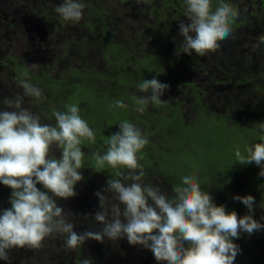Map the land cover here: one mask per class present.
<instances>
[{
    "label": "clouds",
    "instance_id": "1",
    "mask_svg": "<svg viewBox=\"0 0 264 264\" xmlns=\"http://www.w3.org/2000/svg\"><path fill=\"white\" fill-rule=\"evenodd\" d=\"M84 9L82 0H62L55 12L64 21L78 23ZM238 16L239 12L225 0H217L214 10L212 0H184L187 19L179 22L183 52L203 56L217 51L219 42L232 35V24ZM260 45H264V35L253 47ZM16 83L23 93L0 110V183L12 189L11 207L0 213V260L9 261L14 248L39 249L46 238L56 236L63 237L66 250H75L89 239L103 242L105 237L111 241L126 237L130 245L149 249L156 261L165 264H234L241 249L233 238H239L241 232L251 235L264 229V224L251 215L255 202L252 195L233 197L248 209L249 214L238 217L234 210L228 212L223 204H215L193 176L181 177L171 197L158 186L143 183L145 173L137 153L149 141L140 128L124 120L119 130L104 140L106 151L92 156L96 171L107 165L125 168L127 175L117 171L116 176L121 178H109L106 187L95 193L101 210L93 218L101 225L100 230L78 233L57 199L76 195L75 185L83 179L82 140L94 144V131L82 119L76 104L66 105L63 111L53 106L55 125L42 123L39 114L23 106L25 98L42 102V89L27 73L21 74ZM169 87L156 78L144 79L137 89L146 95L133 97L134 110L143 113L146 105L163 103L161 97ZM110 107L127 105L117 100ZM258 136L260 142L246 146V154L237 147L235 156L240 164L259 166V175L264 177V122L258 125ZM54 149L62 153L59 159L50 156ZM109 193L115 201L110 204ZM79 264L92 262L83 258Z\"/></svg>",
    "mask_w": 264,
    "mask_h": 264
},
{
    "label": "rangeland",
    "instance_id": "2",
    "mask_svg": "<svg viewBox=\"0 0 264 264\" xmlns=\"http://www.w3.org/2000/svg\"><path fill=\"white\" fill-rule=\"evenodd\" d=\"M174 1V0H171ZM214 1V0H212ZM242 1V0H241ZM62 2V0H14L12 9L18 10L19 8L23 9L26 12V15L24 18H28L31 20V22L35 23L36 26V40L34 42L26 41L24 43H9L8 51L16 56H12L13 58L18 61V63L21 64V66L25 67V70L23 72H20L18 70H14L15 67L13 66V69H8L9 65H11V61L6 58V62L4 64H0V110H4L8 107L7 101L8 100H14L17 94H22L23 89L19 87L16 83L17 78L23 74L27 73L28 76L31 79V82L35 84L37 87L42 88L44 77L37 73V71L41 68L47 69L49 67V70L51 72L49 73L50 77H53L55 79H59L62 76H65L64 70H68L69 64L67 61L72 62L73 64L79 63V56H84L85 50L82 52V54H79V51H76V54L73 55V53L69 52L68 45L71 41L69 39V34L71 32L72 26L76 25V27L80 29H88V24L95 22L99 17L100 22L96 25L97 29H100L102 26L104 27V24L108 25L107 31L110 32V35L107 34L106 38L114 37V33L118 34L119 40H122L126 46L135 49L137 47V44L140 42H145L144 48H146V52L153 53L155 57V61L152 65V59L149 57H144L142 59H138L139 65L144 69H151L155 72H158L161 68V65L164 60V56H167L168 53H172L174 48L177 47L179 44L178 39L182 40V37L179 36V31H176V34L173 39L169 40L165 37V31L163 30H156L154 31V42L152 43V30L151 26L153 24L151 23H145L146 19H139V12H142L146 10L145 5H149L150 7V14L154 17V20L157 21L156 23L159 24L158 26L162 25H168L166 23L161 24L164 17L161 18L159 15H156L153 13V8L155 5H159L161 0H151L150 2L142 1L140 6L136 4H124L121 3L120 0H82V2L85 4V9L83 11L82 19L78 22H69L64 21L56 12L55 8ZM217 3V0H215ZM89 4H92L89 6ZM30 5H33L36 9L35 12H30ZM242 6L241 8H243ZM259 7H256L258 10L260 16V22L264 23V10H259ZM95 9H97V12H92ZM106 10L107 13H103L102 11ZM239 12L238 18L245 17L249 14V12L239 9H236ZM101 11V12H99ZM247 17H254L248 15ZM171 21H173V16L170 18ZM180 21L179 20L177 24ZM234 22V21H233ZM34 25V24H33ZM146 28V30L144 29ZM260 31V30H259ZM242 32H246L247 35H249L250 32L245 31L242 29ZM253 32L252 38L255 40L246 39L244 42V46L241 48L234 49V46L231 44L226 43V46L222 44L223 46L219 47V49L216 51L218 56L223 54H229L231 53H237L238 51H241L244 49V51L247 53L244 55V57H247L249 59H252L254 65L253 71V82L257 85L264 86V55L260 54V56H255L256 54L253 53V51H257L258 49H261L262 52H264V45H260L259 47H253L257 43V40L259 36L264 35V24H263V30L260 31L258 34L252 30ZM80 33V32H79ZM71 35V34H70ZM81 36V35H80ZM164 38V39H163ZM81 39H87L89 41L87 45V56H92V54L97 53L98 46L100 45L101 37L87 33L81 36ZM80 39V40H81ZM112 44L119 45L116 39L112 40ZM167 47V48H166ZM148 49L150 51H148ZM251 50V51H249ZM230 51V52H229ZM244 52V53H245ZM112 49L111 47H107V50L105 52L106 56H111ZM127 51L125 52V54ZM181 56L177 59V63H181L186 56H184L182 53H179ZM196 55V53L194 52ZM241 54V53H237ZM208 55V54H207ZM214 54H209V56H201L204 65L208 67H212L214 60L213 56ZM248 55V56H247ZM56 56V60H58V63L54 62V57ZM126 56V55H125ZM116 59L120 61V63H126L123 58L120 56H113ZM243 56H231V60L227 65L229 66V74H223L221 71V75L217 76L218 83L222 84L223 82H226L228 84V81L231 80L232 85L231 88H234L236 90H232L234 93H239L238 89L239 87H242L244 89L245 98H249L247 102H251V99H253L254 91L250 90L248 88V85H240L239 82L242 81V76H238L243 71V60L241 61V58ZM128 59L131 58V56H127ZM229 59V56H227L226 60ZM228 61V60H227ZM32 64H36L37 67L33 68ZM5 65V66H4ZM152 65V66H151ZM228 69V68H227ZM65 71V72H66ZM177 73H179V70H177ZM235 76H231V74H234ZM74 75H78L77 72H74ZM229 75V77H228ZM37 76V77H35ZM255 76V77H254ZM119 77V76H116ZM103 79V77H100ZM260 78V80L258 79ZM259 81H258V80ZM49 81V80H48ZM125 84L127 85V81H125ZM72 86V92L70 94V101L72 104H80L81 102H87L89 105L92 106V109H97V113H100L103 115L104 112H106V101L109 96H112L114 94L113 91L107 90L105 93H103V96H100L99 93L94 92L93 88L87 83V81H84L83 83L79 84L78 86H74L71 81L64 80V84H62L61 87L58 86H52L54 91L56 92H65L67 87ZM44 87V86H43ZM217 88V87H216ZM228 86H222V89H227ZM217 91H220L221 89H217ZM45 97L48 98V100H51V103L54 105H57L59 109L65 110V103L62 101V97L58 99V96H54L53 99H51L48 91L44 89ZM211 95V96H210ZM213 95V96H212ZM220 98V99H219ZM110 99V98H109ZM208 99L211 100V105L213 108L221 110V100L222 98L218 96L217 94L210 91L207 95V102ZM261 99V94L257 96V102H259ZM24 107H28L32 112L37 113L35 111L38 110L36 108V103L32 99L25 98ZM12 110V109H8ZM122 115H127L128 117H131L132 111H129L126 108H121ZM38 114V113H37ZM200 113L198 111H191L192 118H196ZM40 115V114H39ZM41 117V116H40ZM204 122L205 125H208L211 123V128L215 126L216 121L209 119H206V116H204ZM174 119H170V123L173 124ZM41 122L46 123V120L41 117ZM140 125L142 124V121H137ZM244 126H248L251 128L250 132H247L248 135H251L249 139H246L244 134L238 133L239 128L233 127L229 130L228 134L233 135L232 137L235 138V147H246L253 143V138L255 137V132H258V119H252L244 120L242 122ZM136 125V124H135ZM155 125V124H154ZM141 127V126H137ZM119 130V127L116 128ZM171 131H173L171 129ZM171 135H167L164 137L165 146H169V149L166 151H163V154L167 156H171L172 153L178 149V146L182 143L179 135L176 132L170 133ZM246 135V136H248ZM107 137L105 136V139ZM173 147V148H172ZM95 148L94 144H89L88 140H82L81 149L87 154L89 149L93 150ZM235 151L232 150V154L235 156ZM100 152V151H98ZM60 151L58 149H54L50 152V156L54 155L55 157L57 154H59ZM61 154V153H60ZM140 157L142 154L139 152L137 153ZM60 156V155H59ZM85 157V156H84ZM94 166V159L93 156L87 157L86 161H84V167L85 166ZM83 167V168H84ZM258 169H260L259 166H255ZM83 168L80 169V172H84ZM249 169V168H248ZM91 171V168L88 169ZM97 172V171H96ZM102 172L107 174L105 178H103L100 175H95L92 181V187L91 190L87 192L86 195V187L82 185L83 182L79 181L76 184V188H78L80 185L84 189V197H82V204L85 205L86 201H91L93 203H97L99 198L97 199V196L95 193L98 191H102L104 187H106V181L109 178L112 179H118L117 176L114 177V169L105 165V168L102 169ZM128 172V171H127ZM248 172L246 171V174ZM116 175V173H115ZM155 179L158 180L159 177L155 176ZM88 179L85 180L87 182ZM242 181H246V178L242 179ZM40 184L37 185V187ZM75 188V189H76ZM165 194H169V191L171 188H165ZM163 190V191H164ZM264 196V189L261 191V197ZM115 201H112V199H109V204L113 203ZM99 207V203H98ZM100 211V207L98 208ZM72 214L68 216V219L72 221ZM75 225L74 230L78 233L80 232L77 230L76 225L78 222L75 220L72 221ZM101 228V225L98 226L96 231H99ZM253 235V234H252ZM91 243H88L85 245V247L77 248L75 250H66L62 247L63 244V237L56 236L55 238H46L44 240L45 244V250H41V254L38 258H29L24 259L21 258L18 261L12 257V264H79V261L83 258H90L92 264H140L142 262V258L132 256V259H128L127 257V251L129 254L133 253V249L142 248L145 255L148 257L146 259V264H153L151 263L152 260L156 261L154 258L153 253L147 249L143 248L141 245H130L127 241L126 237L120 238L116 241H111L105 237L103 242L96 241L91 239ZM21 248H18L16 252H13L15 254L19 253ZM114 255V256H113ZM137 255V254H136ZM10 261V262H11ZM129 262V263H128ZM159 262L156 261V264ZM11 264V263H7Z\"/></svg>",
    "mask_w": 264,
    "mask_h": 264
},
{
    "label": "flooded vegetation",
    "instance_id": "3",
    "mask_svg": "<svg viewBox=\"0 0 264 264\" xmlns=\"http://www.w3.org/2000/svg\"><path fill=\"white\" fill-rule=\"evenodd\" d=\"M150 2L151 0H120L121 3L124 4H136L140 6L141 2ZM226 3L231 4V6L236 10L237 8L245 10L249 12L248 15L254 17H241L236 18L232 24V35L223 41H220L219 43H222L226 46L225 42H228V44H231L234 46V49L241 48L244 46V42L246 39L255 40L252 38L254 30L257 34L263 30V24L260 22V16L258 10L256 7H259V10H264V0H225ZM215 0L212 1V8L213 10L216 7ZM92 4H89L91 6ZM244 6L243 8H241ZM146 10L139 12V19H146L144 21L145 23H151L153 24L151 26L152 30V43L154 40V31L156 30H163L165 31V37L169 40L173 39L176 31H179V23L177 22L179 20L186 21V17H184V0H161L159 5H155L153 8V13L156 15H159L161 18L164 17L161 24L166 23L168 25H162L158 26L154 20V17L150 14V7L149 5H145ZM30 12H35L36 9L33 5H30L29 7ZM92 12H97V9H95ZM101 12V11H99ZM103 13H107L106 10L102 11ZM173 16V21H171V17ZM99 17L95 22H92L88 24V29H78L76 25L72 26L71 32L69 34V39L71 40L68 45L69 52L73 53V55L76 54V51H79V54L81 55L82 52L85 50L84 56H79V63L73 64L72 62H68L69 68L68 70H64L65 76L60 77L59 79H55L53 77H50L49 73L51 70H49V67L47 69L41 68L37 71L38 74L42 75L43 77H47L50 81V83H53L58 80L64 81V78L69 79V81L72 82L74 86H78L79 84L83 83L84 81H87V83L93 88L94 92L99 93L100 96H103V93L107 90H111L114 92L112 96H109L106 101V112L101 115L100 113H97V109H92V106L89 105L87 102H81L77 106L80 109V115L81 117L86 121L90 128L93 129L94 134L95 132L97 134L102 133L103 139L96 140L94 152L100 151L101 154H103L106 151V146L104 144L105 136L108 137L111 134L117 132L116 129L119 127V123L121 121L127 120L133 124H136V126L141 129L142 133L146 136L148 139V144L140 151L142 156L139 157L138 162L143 165V169L146 170L148 167H153L157 164H160L162 159L163 151L168 150V147L165 146L162 139H160L158 135V131L156 130V124L155 121L158 119V116L162 113V116L165 114L166 116L170 118H174L175 114H177L178 119L182 118L183 120H193L191 116V107H193L192 104H189L190 101L193 99V97L190 95V89L194 91L195 87L197 91L200 94V97L202 98V102L204 105H206L211 111L217 112L220 115L231 118L235 117L239 121L241 120H249L257 119L259 123L264 122V90L263 91H254L253 99H251V102H247L249 98H245V90L242 89L239 91L236 97L237 99H240L241 102L240 106L238 108L232 107V105L228 104V99L225 100V103L222 102V100L226 97V95L229 92H232L230 90L231 85L226 84V82H223L222 84L218 83L217 76L223 74H227L229 70V66L227 63L230 62L231 56H243L241 60L249 59L247 57H244L247 53L243 50L238 51L241 54L237 53H230L229 54H223L219 55L217 52H208L206 53V56H209V54H214V58L216 57L217 60L213 62L212 67H208L204 65V62L200 55L194 54V51L192 55H188L183 52L182 48V40L180 38L178 39L179 44L177 47L174 48L173 52L167 55L169 56V59L167 60V64H163L158 72H155L151 69H144L139 65L138 59H142L144 57H149L152 59V65L155 61L154 54L151 52H146L145 42H140L137 44V47L135 49H132L128 46H126L122 40H119L118 34H113L114 37L106 38L107 34L110 35V32L107 31L108 25L104 24V27L102 26L100 29L96 28V25L100 22ZM34 24V25H33ZM28 25V30L24 34V36H28V38L25 41L21 40V37L23 35V32L18 34L15 38V43H24L26 41L34 42L36 40V24L31 22L26 23ZM146 30V28H144ZM242 29H244L247 32H250L249 35H247L246 32H242ZM260 30V31H259ZM80 32V33H79ZM87 33H91L97 36H100L102 39L100 41V45L98 46L97 53L92 54V56H87V45L89 41L87 39H81V36ZM71 34V35H70ZM81 35V36H80ZM81 39V40H80ZM116 39L119 45L112 44V40ZM164 39V38H163ZM220 45L221 47L223 45ZM111 47L112 53L111 56H106L105 52L107 50V47ZM127 53L125 54V52ZM148 51H150L148 49ZM251 51V50H249ZM245 52V53H244ZM179 53H182L186 58L181 62L177 63V59L181 56ZM255 53V56H260V54L264 55V52H262L261 49H258L257 51H253ZM208 54V55H207ZM126 55V56H125ZM113 56H120L123 58V60L126 63H120L118 59H116ZM127 56H131L130 59L127 58ZM204 56V55H203ZM227 56H229V59L226 60ZM248 56V55H247ZM7 56H0V59L2 60L1 64H4L3 62H6ZM252 60V59H251ZM54 62L58 63V60H56V56L54 57ZM59 64V63H58ZM60 65V64H59ZM151 65V66H152ZM228 68V69H227ZM177 70H179V73H177ZM66 71V72H65ZM222 73H221V72ZM74 72H77L78 75H74ZM119 76V77H116ZM44 77V78H45ZM100 77H103L100 78ZM156 78L162 83L168 84L170 87L168 90H166L161 97L162 100H164L163 103L156 105V104H148L145 106V110L143 113H140L138 111H135V102L133 100L134 96L140 97L143 95H146L145 93H141L137 89V85L141 83L144 79H152ZM260 80V78H259ZM258 80V81H259ZM125 81H127V85L125 84ZM227 85V89H222V86ZM263 89L264 86L260 85ZM51 87V88H49ZM217 87V88H216ZM43 90V96L46 100L44 89H46L50 95V91L52 89V86L44 85L42 86ZM217 89H221L220 91H217ZM212 91L213 93L217 94L222 98L221 100V110L215 109L211 105V100L208 99L209 102H207V95ZM53 96H59L58 92L54 91L52 89ZM261 93V99L259 102H257V95ZM211 96V95H210ZM213 96V95H212ZM110 98V99H109ZM58 99H60L58 97ZM220 99V98H219ZM122 101L127 105L126 109L129 111H132L131 117H128L127 115H122L121 108L119 107H110L114 104L115 101ZM44 104V102L42 101ZM165 103H170L169 109L164 108ZM159 106V111H155L156 107ZM181 110V112L179 111ZM176 110H178L176 112ZM38 114L39 111H38ZM181 115V116H180ZM92 121H88V117ZM161 116V117H162ZM185 116V117H184ZM41 117L46 120V123L55 125L56 121L52 118H49L48 116L41 114ZM142 121L143 125H140L137 123V121ZM104 124L105 126H98L99 124ZM97 125L96 126H94ZM155 124V125H154ZM259 125V124H258ZM248 129L251 130L250 127L246 126ZM256 138V139H255ZM87 141V140H85ZM260 142L259 136L256 135L253 138V142ZM89 144H93L92 142L88 141ZM82 150V149H81ZM83 151V150H82ZM89 149L88 153H85V157H91L92 153ZM61 153V152H60ZM57 154L56 158L59 159L61 154ZM60 155V156H59ZM91 168V171L88 169ZM84 172H81V174L84 176H87V183L89 186L92 185L93 178L95 175H100L103 178L108 176L107 174L102 175L100 172H93V168L90 166H85L83 168ZM89 174H92V176L89 177ZM159 179H162V176H157ZM155 178V177H154ZM42 186L39 185L38 188ZM13 252H16L18 248L12 249ZM19 253L15 254L13 253L12 256L16 261H18L21 258L29 259L31 253L34 254L32 258H38L40 257L41 250L35 252L29 251L28 247H24L20 249Z\"/></svg>",
    "mask_w": 264,
    "mask_h": 264
},
{
    "label": "trees",
    "instance_id": "4",
    "mask_svg": "<svg viewBox=\"0 0 264 264\" xmlns=\"http://www.w3.org/2000/svg\"><path fill=\"white\" fill-rule=\"evenodd\" d=\"M13 2L14 0H0V56H7L6 58L11 61V65H9L8 69L12 70V65H14V70L23 72L25 67H22L15 57H12L16 55H13L8 51V46L9 43H14L16 36L22 32L23 35L21 40L25 41L28 38V36H24V34L28 30V25H26V23L29 22V19L24 18L26 12L23 9H12ZM168 59L169 56H164L162 65L164 63L167 64ZM242 62L243 71L238 76H242L244 78H242V81H240L239 84L248 85V88L251 91H263L264 88L262 89L261 86L253 82V61L251 59L245 58ZM1 63L2 60L0 59V64ZM231 76H235V73L231 74ZM64 79L66 80L67 78ZM48 80L49 79L47 77L44 78L42 83L43 86L47 85L61 87L62 84H64V81L62 80H58L53 83H50ZM228 84L232 85L231 80L228 81ZM241 88L242 87H239L238 91H241ZM52 89L50 91V97L52 96L51 99L54 98ZM72 89V86H69L66 88L65 92H58V97H62V101L65 103V106L72 104L70 101ZM230 90L232 91L236 89L230 88ZM190 95L193 97L189 103L193 105V107H191V111H198L200 113L196 118L193 119L194 121L190 119H178L177 114H175L172 124L170 123V119L172 118L166 116L165 114L162 116L163 112H161V114L158 116V119L155 121L156 130L158 131V135L164 144L165 142L163 138L167 135H171L170 133L172 132H176L179 135L182 143L180 146H178V149L172 153L171 156L162 154L160 164H157L151 168L148 167L146 170H144L145 175L143 177V183L158 186L163 193L165 192V188H171L168 194V196L171 197L173 195L172 189L175 185H178L181 182V177L185 175L193 176L199 183L202 191L209 192L215 204H223L226 208V211L228 212L234 210L238 217L249 213L247 207L239 200L233 199V197L236 195H252L255 198V202L253 205L254 211L251 213V215H253V218L259 221L261 224H264V196L261 197V191L264 189V177L259 175L260 169L255 167L257 165L240 164L237 162L236 156L231 155L232 150H236L237 147H235L236 140L232 137L233 135L228 134L229 130L235 126L239 128L237 129L238 133L244 134L243 136H245L246 139H249L251 135H248L247 132H250L251 130L242 124L243 120L239 121L235 117L227 118L220 115L219 113L217 114V112L211 111L206 105L203 104L202 98L200 97L196 87L194 91L190 89ZM235 95H237V93L229 92L222 102L225 103V100L228 99L227 101L229 105L238 108L241 105V102L239 101L240 99L234 97ZM32 100L34 103H36V108L38 110L35 109V111L37 113L39 111L40 116L41 114H44L55 120L51 114L52 107L55 106L57 110L63 111L62 109H59L57 105L51 103V100H48V98H46V100H42L44 104L42 102L37 103L34 99ZM169 106L170 103L164 104V108L166 110L169 109ZM159 109L160 107L157 106L155 111H159ZM177 111L178 110H176V112ZM179 111L181 112L180 109ZM204 116H206V119H209L210 121L215 120V126L211 128V123L205 125ZM90 118L92 117H88V121H92ZM94 126L97 127L95 124ZM98 126L104 127L105 125L102 123ZM171 129L173 131H171ZM254 132L255 136L258 135V132ZM95 137L97 141L103 139L102 133L97 134L95 132ZM167 147L169 149V146ZM239 149L242 154H246L244 152V147H239ZM93 150L90 152H94ZM84 161H86V158H84ZM91 167L93 168V172H96L94 166L91 165ZM117 171L123 172L125 175H127L128 170L118 167L114 169V177H116L115 173ZM246 171L248 172L247 174ZM97 172L105 175L104 172H102V169ZM90 176H92V174H89V177ZM155 176H162V179L156 180L154 178ZM117 178L120 179L121 177ZM244 178H246V181H242ZM86 179L87 176L84 175L81 182H83L82 185L86 187L87 195V192L91 190L92 185L89 186L88 183L85 182ZM82 185H80L78 188H76L75 185V196L69 197L67 200L58 198L57 203L59 206L63 207L65 212H68L69 215L72 214V221L75 220L78 222L76 225L77 230L80 232L85 230L96 231L100 224L94 220L93 216L95 212L99 211V200L96 204L91 201H86V204L83 205L82 197H84L85 194L84 189L81 187ZM39 188L41 190H45L43 189V186H40ZM96 190L98 191V189ZM11 192V188L0 183V213H2L4 209L11 207L9 201ZM106 195H108L109 199H111L110 193ZM91 242V239L86 240L85 243L79 248L82 249V247H85V245ZM233 242L239 245V248L241 249V252L235 258L234 264H264V229L254 232L253 235H249L246 232H241L239 238H233ZM45 244L46 243L43 241L41 248H29V251L36 253V251L45 250ZM12 254L13 250H10V260H0V264H12ZM33 255L34 254L31 253L29 258H32ZM131 255L136 257L139 256V258L143 259L140 264H146V259L148 257L145 255L142 248H138L137 250L133 249V253L131 254H129L127 251L128 259H132ZM35 259L37 258L35 257ZM151 263L156 264V261L152 260ZM158 264H165V262H159Z\"/></svg>",
    "mask_w": 264,
    "mask_h": 264
}]
</instances>
